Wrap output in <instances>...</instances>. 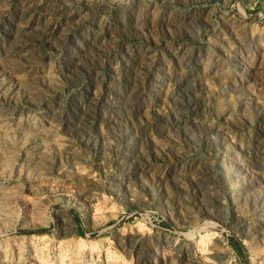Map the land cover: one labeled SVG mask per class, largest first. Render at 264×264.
Instances as JSON below:
<instances>
[{
	"label": "rangeland",
	"instance_id": "rangeland-1",
	"mask_svg": "<svg viewBox=\"0 0 264 264\" xmlns=\"http://www.w3.org/2000/svg\"><path fill=\"white\" fill-rule=\"evenodd\" d=\"M263 143L264 0H0V264H264Z\"/></svg>",
	"mask_w": 264,
	"mask_h": 264
},
{
	"label": "bare ground",
	"instance_id": "bare-ground-1",
	"mask_svg": "<svg viewBox=\"0 0 264 264\" xmlns=\"http://www.w3.org/2000/svg\"><path fill=\"white\" fill-rule=\"evenodd\" d=\"M253 69V68H252ZM263 142V141H262ZM260 144V143H259ZM263 145H264V143H263ZM260 146V145H259ZM260 148H261V146H260ZM261 150H263V148L261 149ZM260 151V150H259ZM227 168V167H226ZM148 169V168H147ZM229 169V168H228ZM232 169V168H231ZM232 171V170H231ZM228 173H229V171H228ZM225 174H227V173H225Z\"/></svg>",
	"mask_w": 264,
	"mask_h": 264
}]
</instances>
